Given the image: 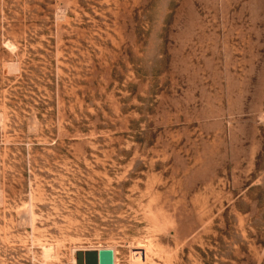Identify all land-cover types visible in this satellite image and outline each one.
<instances>
[{
  "label": "rangeland",
  "instance_id": "rangeland-1",
  "mask_svg": "<svg viewBox=\"0 0 264 264\" xmlns=\"http://www.w3.org/2000/svg\"><path fill=\"white\" fill-rule=\"evenodd\" d=\"M100 248L264 264V0H0V264Z\"/></svg>",
  "mask_w": 264,
  "mask_h": 264
},
{
  "label": "water",
  "instance_id": "water-1",
  "mask_svg": "<svg viewBox=\"0 0 264 264\" xmlns=\"http://www.w3.org/2000/svg\"><path fill=\"white\" fill-rule=\"evenodd\" d=\"M75 257L76 264H114L111 248L78 250Z\"/></svg>",
  "mask_w": 264,
  "mask_h": 264
},
{
  "label": "bare ground",
  "instance_id": "bare-ground-1",
  "mask_svg": "<svg viewBox=\"0 0 264 264\" xmlns=\"http://www.w3.org/2000/svg\"><path fill=\"white\" fill-rule=\"evenodd\" d=\"M43 248H44V247H43ZM44 249H45V248H44ZM142 249H144V248L142 247ZM147 251H148V250H147ZM43 252H44V251H43ZM47 252H48V249H45V252H44V253H45L46 255L49 256L50 253L48 252V253H49V254H48ZM145 252H146V249H145L144 251H143V250L140 251V249L136 251V250L133 249L132 252H131V259H132V262H133V261H134L135 263H136V262H141V260H143V258L145 259V254H146ZM113 253H114V251H113ZM46 255H45V256H46ZM146 255H147V254H146ZM50 256H51V255H50ZM143 261H144V260H143ZM134 262H133V263H134ZM133 263H132V264H133ZM114 264H116V257H115V256H114ZM138 264H139V263H138ZM141 264H142V263H141Z\"/></svg>",
  "mask_w": 264,
  "mask_h": 264
}]
</instances>
